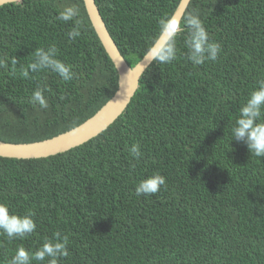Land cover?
Returning <instances> with one entry per match:
<instances>
[{
    "label": "trees",
    "instance_id": "trees-1",
    "mask_svg": "<svg viewBox=\"0 0 264 264\" xmlns=\"http://www.w3.org/2000/svg\"><path fill=\"white\" fill-rule=\"evenodd\" d=\"M179 0H95L121 55L133 66ZM66 5L75 21L58 20ZM222 51L192 65L178 37L177 59L151 62L126 109L105 130L57 154L0 156V202L11 213L33 211L35 233L0 234V264L19 246L35 251L55 231L69 236L59 264H264V157L231 139L240 105L264 79V0H190ZM182 16V17H183ZM55 45L76 78L22 69L37 48ZM0 139L32 142L66 131L114 93L117 73L82 0H21L0 5ZM18 61L15 65L10 60ZM46 83L49 107L30 103ZM138 143L142 156L131 157ZM134 165V167H133ZM228 169V170H227ZM153 172L166 187L145 197L136 184ZM32 264H48V258Z\"/></svg>",
    "mask_w": 264,
    "mask_h": 264
},
{
    "label": "clouds",
    "instance_id": "clouds-1",
    "mask_svg": "<svg viewBox=\"0 0 264 264\" xmlns=\"http://www.w3.org/2000/svg\"><path fill=\"white\" fill-rule=\"evenodd\" d=\"M186 2L190 3V0H186ZM78 15L79 9L76 6L66 5L57 16L58 20L64 22L75 21L73 28L67 33L70 40L81 35L80 21L76 19ZM185 32L183 41L186 49L185 56L192 65L199 66L206 61H217L222 46L218 41L210 38L203 20L196 10L179 18L175 15H166L161 18L159 34L147 49L146 56L159 64L172 63L177 59L179 51L177 47L178 37ZM9 59L6 56H0V68L7 69ZM10 62L13 65L18 63L15 59H11ZM30 72L55 73L65 82L76 78L72 66L58 58V49L55 45L37 48L34 51L33 59L27 68L21 70L20 75L25 79H30ZM257 85L239 107V115L231 129V139L245 144L252 155L261 158L264 157V79L258 80ZM46 91H50L46 83L38 84L30 97V103L41 109H47L49 104L44 95ZM129 152L136 161H139L142 156L138 143H133ZM161 186H167L166 178L159 172H153L136 184L135 195L147 197L156 194L161 190ZM34 215L35 213L31 210L24 215L11 213L8 204L0 202V234L5 235L10 241L12 239H25L36 231ZM68 243L69 236L67 234L55 231L52 238L45 239L35 251H29L23 246H19L7 264H32L33 261L42 262L46 258H48V264H59L60 258L69 255Z\"/></svg>",
    "mask_w": 264,
    "mask_h": 264
},
{
    "label": "water",
    "instance_id": "water-1",
    "mask_svg": "<svg viewBox=\"0 0 264 264\" xmlns=\"http://www.w3.org/2000/svg\"><path fill=\"white\" fill-rule=\"evenodd\" d=\"M21 0H0V5ZM94 31L117 73V86L113 95L90 117L78 125L52 137L32 142H8L0 139V156L37 158L57 154L78 146L105 130L126 109L138 88L140 76L152 62L146 53L129 66L113 41L99 12L95 0H82ZM188 3L179 0L172 15L179 17ZM147 51V50H146Z\"/></svg>",
    "mask_w": 264,
    "mask_h": 264
},
{
    "label": "bare ground",
    "instance_id": "bare-ground-1",
    "mask_svg": "<svg viewBox=\"0 0 264 264\" xmlns=\"http://www.w3.org/2000/svg\"><path fill=\"white\" fill-rule=\"evenodd\" d=\"M228 170V169H227Z\"/></svg>",
    "mask_w": 264,
    "mask_h": 264
}]
</instances>
